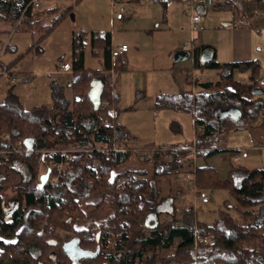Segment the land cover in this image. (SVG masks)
<instances>
[{
  "label": "trees",
  "instance_id": "trees-1",
  "mask_svg": "<svg viewBox=\"0 0 264 264\" xmlns=\"http://www.w3.org/2000/svg\"><path fill=\"white\" fill-rule=\"evenodd\" d=\"M31 1L0 0V10L7 14L15 31L23 24L31 30L29 21L42 12L41 8L29 7L20 20ZM160 2L166 4V0ZM257 2L255 6L264 10V0ZM85 37L81 32L73 38L71 99L64 95V87L54 84L50 107L24 109L14 94L0 104V212L8 199L17 204L13 216L0 221V264H155L156 256L173 246L174 251L161 257L160 264H264V169L231 165L227 178L222 180L215 168L195 165V160L223 152L214 149L221 136L245 128L250 119L264 114V98L255 93L260 86L261 66L256 61L220 63L213 59L201 63V52L209 46H199L195 66L218 70L220 80L200 83L203 91L193 95L160 94L155 102L158 110L193 114L194 141L189 147L166 149L169 160L164 157V147L154 148L151 170L117 172L133 148L122 143L130 134L117 123L118 106L109 74L111 32L93 31L90 35L97 50L94 54L103 58L102 68L97 69L85 65ZM15 63L2 66L10 70ZM237 69L251 71V82L236 80ZM98 78L103 81L102 100L109 99L116 106L115 126L104 125L102 112L95 111L91 102V83ZM229 108L241 112L239 120L227 114L217 116L218 110ZM5 135L11 137V142ZM20 140L25 151L5 154ZM115 141L118 150L103 153L95 148L101 144L112 149ZM69 146L95 150L73 154L59 173V186L51 185L50 175L42 184L43 175L56 173V169L49 170L50 162L62 161L59 153L45 151ZM16 162L25 165V176ZM181 175H192L194 179L187 177L176 187L161 190L163 179L177 180ZM194 184L200 190L228 189L236 201L239 218L221 214L209 225L195 220L190 204L184 218L175 215L161 220L164 211L175 214V201L187 195ZM162 205L168 210H160ZM89 208L112 213L101 223L92 222L80 229L78 223ZM151 215L156 216L154 223L141 222ZM70 247L74 252L82 251L81 257L74 256Z\"/></svg>",
  "mask_w": 264,
  "mask_h": 264
},
{
  "label": "rangeland",
  "instance_id": "rangeland-1",
  "mask_svg": "<svg viewBox=\"0 0 264 264\" xmlns=\"http://www.w3.org/2000/svg\"><path fill=\"white\" fill-rule=\"evenodd\" d=\"M122 4L127 6L125 19L132 18V16L135 17V13L131 11L132 4L130 3L128 6L126 0H120L115 7H113L111 0H60V3H58V10L54 14L44 17L46 13L41 12L39 16H34L32 20L29 21V26L32 28L31 30L27 29L28 25L23 24L20 29L15 31L11 23L0 22V37L2 39L9 36L10 32L11 34L13 33L10 41L12 48L2 55L1 61L7 65L16 61L11 70L12 72L16 71L17 76L15 82H11V79L7 74L0 77V83L4 84V86L0 85V104L5 103L7 97L14 94L18 96L24 109L30 110L37 106L50 107L53 104L52 88L54 83L64 87V95L66 98L71 99L72 90L69 84L72 79V74L71 72L66 75L58 73V67L63 62L60 58L64 56L67 59L68 56L73 54L74 35L84 32V35L86 36L84 48L85 65L88 69L101 68L103 66L102 57L94 54L97 50L91 44V30L107 28L109 25L111 26V23L105 25V20H110L112 15L116 18V11L119 7L124 6ZM222 11L227 15H232L235 11V7H227ZM62 16L63 19L55 26V28L49 34L45 35L44 33L46 30H48V28ZM187 19H189V17H187ZM106 30L111 32L112 26ZM262 30V36L259 32H255L257 36H260L261 40V44L259 45L261 51L258 52V50H255V55L260 57L258 61L261 64V69L264 67V28ZM201 33L202 26L199 27L197 34L199 35ZM191 38L192 35L189 40ZM226 40L227 39H225V41ZM16 47L17 50L15 49ZM75 49L79 51V48L75 47ZM218 51V57L216 60L219 62H225L227 58H230L229 55L230 52H232V48H230L229 44L223 43L218 47ZM149 55L150 52L146 56L147 60ZM158 57L161 59V62H163L159 63L158 70H153V68H151L152 65L146 67L152 72L150 75L153 74V77L150 75L149 77L145 73H140L142 77L138 75V84L133 82V85H131V79L126 83H122V85L125 86L122 90L132 92L133 89V107L136 108L133 110L121 109L124 106H128L126 103H122L123 106L119 105L118 108L117 123L125 125L134 137L123 142L124 145L133 148V151H131L129 159L120 166L117 172H124L127 169L151 170L154 166V162L151 160L154 148L164 147L166 149H171L177 147H189L195 138L194 118L191 113L181 111L176 112L171 109L157 110L155 108L156 98H154L152 105H149V99L147 98L148 95L143 98L139 95L137 99L135 95L141 90V88L149 95L153 93L155 94L161 90L162 92L167 93L180 92L194 94L195 92H200L202 89L189 82V85H185L187 86L186 88L180 86L179 91L177 87L172 89L171 85H173V77L175 76L176 79H179V76L184 75L185 79L188 77L189 80L190 76H193V78L213 82H217L220 79L218 70L196 68L193 65V58L190 55L181 61H175L173 58L171 64L175 65V67L171 70H163L162 67L166 66L164 64L166 57L161 55ZM140 60L141 57H139L137 62H140ZM118 64V67L114 70L113 83L115 74L121 70V63L118 62ZM250 76L251 71L249 70L244 71L237 69L234 72L235 79L243 83H250ZM257 90H262L260 95L264 98V87L259 86ZM221 140H223L224 145L229 148L228 151L223 152L227 157L226 160L222 159L223 153L220 152L206 158L195 160V165H206L215 168L222 180L227 178L231 165L240 164L249 169H264V121L262 115L250 119L245 128L241 130H233L224 134L221 136ZM114 145L117 148L118 142L115 141ZM123 147L124 146H122V148ZM95 148L97 150L108 149L101 144L96 145ZM95 148L83 150L74 146H69L59 149H49L45 152L68 149L74 152V155H78V153L83 151V153L92 152ZM236 149L246 151L249 157L247 159L233 162L230 158L231 151ZM15 166L24 176L27 174L26 167L23 163L16 162ZM65 167L63 169H65ZM58 173L59 171H56L57 176ZM186 178L185 175H181L177 180L172 178L171 180L163 179L160 183L161 190L166 192L165 190L169 188L170 185L176 187L177 184L185 182ZM203 191L209 196L208 203H203L197 198L195 199L194 190L190 187L187 195H181V197L175 201V214L165 212L164 210L168 209L165 205H162L160 206V210L164 212L161 213L159 218L161 220L171 219L175 215L178 218H184V210L190 204L194 207L195 220L202 221L209 225H212L221 214H229L235 219L239 218L235 208L236 201L228 189L208 188ZM12 195L13 194L9 191V198H11ZM84 213L85 218L81 219L78 223L80 229L86 228L92 222L101 223L102 220L112 212L107 211L105 214H102L96 208H89L84 210ZM155 218V215H151L147 220L142 218L141 222L152 224L155 222ZM174 248L175 246L165 249L162 253L158 254L156 256L155 264H160V258L166 254L172 253Z\"/></svg>",
  "mask_w": 264,
  "mask_h": 264
},
{
  "label": "crops",
  "instance_id": "crops-1",
  "mask_svg": "<svg viewBox=\"0 0 264 264\" xmlns=\"http://www.w3.org/2000/svg\"><path fill=\"white\" fill-rule=\"evenodd\" d=\"M126 2L128 3V6L130 3L132 4L131 11L135 13V17L132 16V18L125 19V16L123 19H117L112 15V18L110 20H105V25H109V23H111L112 46L126 44L129 47L128 52H126L119 58L118 62L121 63V70L115 74L114 83L112 76L111 82L113 86V97L117 103L118 108L119 105L123 106L122 103H126V105L128 106H124L121 109L133 110L134 108H136L133 107L134 91L133 89L132 92H129L128 90H122L123 88H125L122 83H126L131 79V85H133V82L135 84H138V75L142 77V73H145L147 76L152 73L148 70V68H146L147 66L152 65L151 68H153V70H158L159 63L161 62V59L158 57L159 55L166 57L164 61V64L166 66L162 67V69H173L175 67V65L171 64L173 58L175 59V55L178 52L184 51L183 45L189 40L192 32L190 29V21L189 19H187L189 15L186 14V0H177L172 4L166 3L165 5H163L160 0H126ZM58 3H60V0L45 2L40 10L46 13L44 17L54 14L58 10ZM257 3H259L257 2V0H219L217 4L208 7L198 5L196 9L202 17V21L200 24V27L202 26V33L199 34V46H209L210 48H212L214 50V59H216L219 52L218 47L223 43H226L229 44L230 48H232V52H230V58H227L225 62L220 63L256 61L261 66L260 62L258 61L260 57H258V55H255V50H258V52L261 51V47H259V45L261 44V40L260 36H257L255 32H259L262 36V29L264 28V10L258 6H255L257 5ZM232 6L235 7L236 11H234L232 15H227L222 11L227 7ZM123 7L127 8L126 5H124ZM256 9H260L261 13L256 14ZM0 22L10 23L7 14L2 10H0ZM111 26L109 25L107 26V28L102 29L98 28L99 30L92 29L91 31L108 32V30L106 29H109V27ZM225 39L227 40L225 41ZM1 40L3 39L0 37V41ZM11 48L12 47L10 44L9 49ZM15 49L17 50V47ZM149 52L150 55L147 60L146 56ZM72 56L73 54L68 57ZM190 56H192L193 65L195 66V56ZM139 57H141V60L140 62H137ZM60 59L63 60L62 63H64L68 58L66 59L64 56H62ZM101 59L103 62V58ZM2 64L7 65L5 63ZM60 66L58 67V73L65 75L69 74L61 72ZM262 69H264V67ZM150 76L153 77V74ZM95 80L96 82H103L100 78ZM188 82L202 89L199 84L209 81L193 78V76H190L189 80L188 77H186L185 79L184 75L179 76V79H176V77L174 76L172 79L173 85H171V88L175 89L177 87L179 91V87L182 86L186 88L187 86L185 85H189ZM0 85L4 86L3 83H0ZM196 93L199 92H195L194 94ZM160 94L193 95V93H167L162 92V90L156 92L155 94L153 93L149 95L146 94V92L141 88V90L138 91L135 96L138 99L139 95L142 96V98L148 95L147 98L149 99V105H152L154 98L157 99ZM174 111L177 112L179 110ZM119 125H122L126 128V130L130 134V138L134 137L131 135L130 130L125 125ZM125 140L128 139H124L122 143L125 142ZM221 143L222 148L228 151L229 148L224 145L223 140H221Z\"/></svg>",
  "mask_w": 264,
  "mask_h": 264
},
{
  "label": "built area",
  "instance_id": "built-area-1",
  "mask_svg": "<svg viewBox=\"0 0 264 264\" xmlns=\"http://www.w3.org/2000/svg\"><path fill=\"white\" fill-rule=\"evenodd\" d=\"M47 1H53V0H32L30 2V4L24 9L23 13H22V17L20 18V20L22 18L25 17V13L27 12V9L29 7L31 8H35V9H40L43 4ZM120 0H111L113 7H115L116 4L119 3ZM177 0H166L167 4H172L174 2H176ZM187 1V12L186 14L189 15V19H190V28H191V32H192V38L183 45V50L188 52L189 55H193L195 56V52L196 49L199 47V35L198 30L202 21V17L201 14L197 11L196 7L198 5H203V6H212L214 4H217L219 2V0H186ZM125 12H126V8L121 6L117 9L116 11V18L117 19H123L125 17ZM256 14H260L261 10L260 9H256L255 10ZM20 20L18 21V23L20 22ZM17 23V24H18ZM13 34V33H12ZM12 34L11 32L9 33V36H7L5 39L0 41V77L7 74L9 76V78L11 79V82H15L17 80V76H16V71L12 72V70H7L3 68V62L1 61L2 55L5 54L8 50V47L10 46V41L12 38ZM129 47L126 44H120L118 46H112V50H111V70L109 72L111 78L114 74V70L118 67V60L119 58L124 55L126 52H128ZM73 57H68L67 61L62 63L60 66V71L63 73H70L73 69ZM259 84L261 87H264V69L262 70V77L259 80ZM100 111L102 112V118H103V124L106 126L112 125L115 126L116 124V118H115V112H116V106L112 104V102L109 99H105L101 101V105L99 107ZM109 113L111 115H109ZM262 119L264 121V114H262ZM4 138L8 141L11 142V137L9 135H5ZM22 140L18 141L16 144H11V148L8 149L7 151H4L5 154H11V153H22L23 151H25V149L23 150L22 147ZM215 150H223V152H225V150L222 148V143H221V139H219L217 145L214 148ZM108 150H118L116 148V146L114 145L112 147V149H98L99 152H103V153H107ZM166 148L163 149V153H164V157L166 160L170 159L169 154L166 152ZM54 153H59L62 158V161L57 163L55 161H51L49 164V170L51 172L54 171V169H56V171H59V173L62 171V169L65 167V165L71 161L74 152L68 150V149H62V150H56L53 151ZM222 152V153H223ZM248 157V153L244 150H240V149H236L231 151V160L233 162H237L240 161L241 159L247 158ZM222 159L226 160L227 157L226 155L223 153L222 155ZM59 173L58 176L56 175V173H54V175L52 176L50 173V181H51V185L52 186H59ZM188 179H194V176L192 175H188L187 176ZM192 189L194 190L195 193V199H200L203 203H208L209 202V196L207 195V193L203 190H200L197 188V186L194 184L192 186ZM183 199V198H181ZM207 241V240H205Z\"/></svg>",
  "mask_w": 264,
  "mask_h": 264
},
{
  "label": "water",
  "instance_id": "water-1",
  "mask_svg": "<svg viewBox=\"0 0 264 264\" xmlns=\"http://www.w3.org/2000/svg\"><path fill=\"white\" fill-rule=\"evenodd\" d=\"M188 56H189L188 52L180 51L175 55V60L179 61L181 59L187 58ZM213 59H214V50L212 48L210 47L206 48L205 50L201 52V55H200L201 63H206ZM255 93L261 94L262 90H257L255 91ZM102 94H103V82L102 83L96 82V80L94 79L93 82L91 83V87L89 90V96H90V99L94 106L95 111L99 110V107L102 101ZM226 114L231 116L234 120H239L241 117V112L236 108H229L227 110L220 109L217 111V116L219 117L226 115ZM49 175H50V172L42 176V184H45L47 182ZM83 253L86 254L87 251H83ZM72 254L76 256L77 258H79L82 255V251L73 252Z\"/></svg>",
  "mask_w": 264,
  "mask_h": 264
},
{
  "label": "flooded vegetation",
  "instance_id": "flooded-vegetation-1",
  "mask_svg": "<svg viewBox=\"0 0 264 264\" xmlns=\"http://www.w3.org/2000/svg\"><path fill=\"white\" fill-rule=\"evenodd\" d=\"M16 206L17 204L15 201H11L10 199H8V201H6L5 208L2 209V212H0V221L9 220L13 216ZM68 250L71 253L75 251L73 247L68 248Z\"/></svg>",
  "mask_w": 264,
  "mask_h": 264
}]
</instances>
